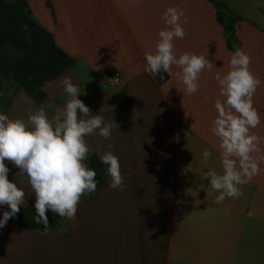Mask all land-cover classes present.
<instances>
[{
	"label": "crops",
	"instance_id": "crops-1",
	"mask_svg": "<svg viewBox=\"0 0 264 264\" xmlns=\"http://www.w3.org/2000/svg\"><path fill=\"white\" fill-rule=\"evenodd\" d=\"M222 1L229 14L246 18L232 32L208 0H28L32 16L84 69L44 83L41 100L18 90L9 111L0 112L27 122L43 105L51 118L68 99L61 81L71 77L78 98H90L91 112L117 124L107 140L85 138L91 149L85 163L94 153L113 151L125 187L110 188L107 173L106 185L82 195L75 218L59 227L30 229L10 218L0 228V264H264V0ZM168 7L187 17L185 37L175 41L177 56L192 52L213 63L193 95L184 92L178 67L155 77L143 70ZM236 49L251 57L250 70L261 80L253 105L262 123L252 130L260 137V152L253 154L260 170L242 195L217 204L218 193L203 179L201 153L210 150L207 167L221 171L219 141L210 131L215 102L224 99L215 77L229 71ZM115 73L120 84L112 80ZM6 164L9 180L25 192L20 210L32 212L33 190L16 175L17 166ZM4 210L10 211L4 205L0 216Z\"/></svg>",
	"mask_w": 264,
	"mask_h": 264
},
{
	"label": "clouds",
	"instance_id": "clouds-1",
	"mask_svg": "<svg viewBox=\"0 0 264 264\" xmlns=\"http://www.w3.org/2000/svg\"><path fill=\"white\" fill-rule=\"evenodd\" d=\"M162 19L166 27L158 32L154 52L145 53L143 70L155 77L171 73L176 66L179 68L176 76L184 85V92L193 95L200 89V74L211 69L213 63L192 52L177 56L175 41L184 39L183 24L187 22L180 8L168 7ZM250 63L251 57L236 49L229 60V71L215 77L224 99L215 102L216 116L210 131L219 141L221 171L207 167L213 155L210 150L204 149L201 156L207 168L203 179L218 193L217 204L242 195V186L260 170L259 160L253 155L260 152V137L252 130L262 123L261 113L253 105L261 80L250 70ZM61 84L68 99L51 118L43 105L30 112L27 122L0 112V207L7 205L10 209L2 212L0 228L20 212L25 202L23 187L8 178L10 169L6 161L19 168L16 175L27 179L35 196L36 223L43 224L44 229L49 228L46 210L72 220L81 196L96 190V171L85 163L91 151L85 138L97 134L107 140L116 123H107L104 115L91 112L78 98L81 91L71 77L65 76ZM108 147L112 149L114 145ZM100 161L107 166L109 187L123 190L118 156L109 150L100 156Z\"/></svg>",
	"mask_w": 264,
	"mask_h": 264
},
{
	"label": "trees",
	"instance_id": "trees-1",
	"mask_svg": "<svg viewBox=\"0 0 264 264\" xmlns=\"http://www.w3.org/2000/svg\"><path fill=\"white\" fill-rule=\"evenodd\" d=\"M211 2L215 9H216V15L217 20L220 24L223 25L224 29L226 31H234L236 29V24L242 20H246L241 15L238 14H229L228 13V6L227 4L222 0H208ZM31 11L29 8L28 0H22V2L16 6L12 5H4V0H0V22L2 23H17V22H29L30 24H34L40 33H42L44 36L49 38L50 43L52 44V50L56 52L57 54L65 57V59L61 58L57 62H55L58 66V69L51 74L50 77L44 79L40 83V79L37 76L30 75L27 78V83L24 86V89L30 93L36 100H41L44 97V92L42 90V86L47 81L58 77L59 75L63 74L66 71H69L73 68L75 65L74 57L71 55L65 53L63 50H61L53 36L33 17L31 16ZM14 34L9 28L3 26V28L0 29V44L6 40V39H13ZM36 57H41L40 53H34ZM78 74L80 72L76 71ZM41 87V94L35 93V90ZM12 97L6 98L3 97L0 93V110L4 113H7L11 106ZM87 106L90 107V98L88 97L85 103ZM88 166L91 167L96 171V180L98 181L97 186L101 187L106 185L107 183V166L101 163L100 156L96 153L90 155L89 157V163ZM34 208V207H32ZM32 212L26 213L25 209L20 210L16 214V221L21 226H24L26 228L30 229H36V230H47L44 229L43 224H37L36 223V212L35 209H31ZM46 215L48 216L49 220V228H55L59 227V224L63 222L65 218L59 217L57 214L51 212L50 210H46ZM48 228V229H49Z\"/></svg>",
	"mask_w": 264,
	"mask_h": 264
},
{
	"label": "rangeland",
	"instance_id": "rangeland-1",
	"mask_svg": "<svg viewBox=\"0 0 264 264\" xmlns=\"http://www.w3.org/2000/svg\"><path fill=\"white\" fill-rule=\"evenodd\" d=\"M22 0H4V5L16 6ZM32 16V15H31ZM14 34L13 39H6L0 44V93L10 98L18 90L24 88L30 75L37 76L40 83L51 76L58 66L55 62L65 57L52 50L49 38L39 32L34 24L29 22L2 23ZM34 53H40L36 57ZM75 65L69 71L76 72L84 67L79 58H75ZM41 94V87L35 90Z\"/></svg>",
	"mask_w": 264,
	"mask_h": 264
},
{
	"label": "built area",
	"instance_id": "built-area-1",
	"mask_svg": "<svg viewBox=\"0 0 264 264\" xmlns=\"http://www.w3.org/2000/svg\"><path fill=\"white\" fill-rule=\"evenodd\" d=\"M112 80L115 84H120L122 82V77L119 73H115L112 75Z\"/></svg>",
	"mask_w": 264,
	"mask_h": 264
}]
</instances>
